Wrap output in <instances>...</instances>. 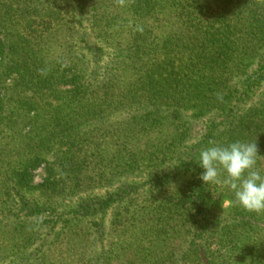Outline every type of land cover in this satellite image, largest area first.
<instances>
[{
  "label": "trees",
  "instance_id": "trees-1",
  "mask_svg": "<svg viewBox=\"0 0 264 264\" xmlns=\"http://www.w3.org/2000/svg\"><path fill=\"white\" fill-rule=\"evenodd\" d=\"M209 140L264 156V0H0V264H264Z\"/></svg>",
  "mask_w": 264,
  "mask_h": 264
},
{
  "label": "clouds",
  "instance_id": "clouds-1",
  "mask_svg": "<svg viewBox=\"0 0 264 264\" xmlns=\"http://www.w3.org/2000/svg\"><path fill=\"white\" fill-rule=\"evenodd\" d=\"M257 143L235 140L218 144L208 141L199 153L200 180L227 188L232 193L228 203L248 213L264 214V168L258 161Z\"/></svg>",
  "mask_w": 264,
  "mask_h": 264
},
{
  "label": "rangeland",
  "instance_id": "rangeland-1",
  "mask_svg": "<svg viewBox=\"0 0 264 264\" xmlns=\"http://www.w3.org/2000/svg\"><path fill=\"white\" fill-rule=\"evenodd\" d=\"M195 129L198 130V129H200V127H196ZM42 175H43V171L42 170L37 171V173H36V182H40L42 180ZM228 208H229V203L227 201L224 200V201L220 202V206L218 207L219 214H224L227 211ZM110 218H111V215H107V219L106 220H107L108 224H109ZM125 259H127V257Z\"/></svg>",
  "mask_w": 264,
  "mask_h": 264
}]
</instances>
